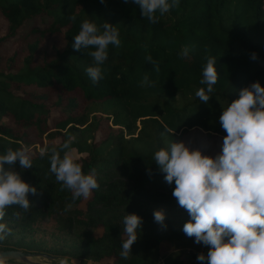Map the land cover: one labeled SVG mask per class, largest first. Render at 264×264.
Here are the masks:
<instances>
[{
    "label": "trees",
    "instance_id": "obj_1",
    "mask_svg": "<svg viewBox=\"0 0 264 264\" xmlns=\"http://www.w3.org/2000/svg\"><path fill=\"white\" fill-rule=\"evenodd\" d=\"M43 11L51 22L41 33L62 31L63 46L54 43L47 51L36 37L19 46L23 49L5 53L6 40L25 20ZM72 14L75 22L69 19ZM1 18L5 22L0 24V154L8 147L32 145L34 137L42 142L45 131L48 142L43 148H59L71 135L72 148L79 153L75 158L86 174L95 169L99 188L84 207L79 204L83 198L73 202L70 191H60L47 157L42 159L36 150L31 155L33 168L21 170L16 164L22 178L37 188L36 195L29 194L33 206L26 213L18 206L5 209L0 223L12 231L0 241V249L111 257L105 264H160L162 242L178 240L190 217L173 197L175 184L165 182L153 154L174 140L205 155L222 150L226 135L219 123L222 105L237 99L248 84L264 85V0H180L179 7L155 24L142 18L131 0H0ZM84 19L98 25L107 21L120 33L121 46H109L104 78L96 84L85 72L91 58L72 46ZM185 46L191 49L188 59L179 56ZM253 52L258 55L255 61ZM148 54L158 63L159 73L145 60ZM206 55L216 58L218 79L210 100L203 103L195 93L206 88L199 83ZM145 74L155 87L139 86ZM52 106L60 113L47 127ZM20 123L35 126L36 134L29 138L31 128L20 129ZM58 136L60 141L55 142ZM115 173L118 178H112ZM69 204L72 207L65 212ZM156 210L165 212L166 227L154 221ZM127 213L138 214L143 221L132 254L123 260L121 221ZM43 218L53 220L51 232L61 233V245L26 240ZM96 228L99 234H94ZM163 264L183 263L167 254Z\"/></svg>",
    "mask_w": 264,
    "mask_h": 264
},
{
    "label": "clouds",
    "instance_id": "obj_2",
    "mask_svg": "<svg viewBox=\"0 0 264 264\" xmlns=\"http://www.w3.org/2000/svg\"><path fill=\"white\" fill-rule=\"evenodd\" d=\"M131 3L139 7L142 18L155 24L172 8L179 7L180 0H131ZM76 18L75 14L69 16L72 22ZM110 45L121 46L120 33L114 25L107 21L98 25L89 19L81 22L72 46L74 50L83 49L91 58L85 72L93 84L104 78L102 66L108 59ZM190 52L185 46L179 56L188 59ZM251 59L257 60V53H251ZM145 60L159 73V65L150 54ZM205 61L199 83L206 88L201 87L195 93L203 103L210 100L209 94L218 79L216 58L206 55ZM155 85L145 74L139 86ZM222 108L219 123L226 135L219 153L205 155L184 141L174 140L156 150L152 159L164 174L165 182L175 184L172 195L190 217L183 225L184 234L208 249L206 254L201 252L197 256L201 264H264V85L256 81L240 89L238 98ZM72 143L73 137L69 135L59 148L53 145L41 149L40 156L47 157L49 171L60 185V191H70L75 202L89 198L99 184L95 169L87 174L83 171L74 156ZM17 162L21 170L33 168L28 146L8 147L0 154V220L6 214L5 209L13 206L28 212L33 206L29 194H37V188L26 182L16 169ZM71 207L67 205L65 212ZM14 215L20 218L19 212ZM153 215L157 224L166 227L163 210H156ZM142 221L135 213L123 217L121 259L128 260L132 254ZM11 231L5 223H0V241ZM7 259L0 254V264H6ZM56 264H69V261L59 257Z\"/></svg>",
    "mask_w": 264,
    "mask_h": 264
},
{
    "label": "rangeland",
    "instance_id": "obj_3",
    "mask_svg": "<svg viewBox=\"0 0 264 264\" xmlns=\"http://www.w3.org/2000/svg\"><path fill=\"white\" fill-rule=\"evenodd\" d=\"M4 22H5L4 19L1 18L0 20L1 26H3ZM50 22H51V16L45 11L35 14L32 17L25 20L22 26L19 28L17 34L14 37H12L10 40H6V42L4 43V45L5 44L7 45V46L5 45V48H4L5 53L13 51L15 48L23 49V48H20L19 46L24 47L28 41L36 37L39 38L41 46L44 47L47 51L51 50V45L54 43L63 46L64 39H63L62 31H45L41 33L40 30L45 29L50 24ZM34 28H36L37 30H34ZM249 85L251 84H248V86ZM18 94H20V92ZM59 113H60V110L58 107L52 106L50 108V110L47 113V117H48L47 127L53 125V121H54L53 118L57 116ZM17 127L20 129H25V130H27L26 128H31L27 131L29 138H32V136L36 134L37 128L35 126L26 127L25 125L20 123L19 125L17 124ZM46 132L47 131H45L42 134V142H40L36 137H34L35 140L33 139L34 140L33 144L28 146L31 149V155H33L36 150L41 151V149H43L44 147V144L48 142V137L46 136ZM95 135L97 138L99 136L98 132H96ZM59 141H60V137L58 136L55 138V142H59ZM217 153L218 152L216 150H213L211 154L214 156ZM74 156L75 157L79 156V153H77L76 150L74 151ZM104 169H111V168L105 166ZM109 176H112V174L110 173ZM112 178H118L116 173L114 174V177ZM85 201L86 199L83 198V200L79 204L82 207H84ZM51 223H53L52 219L43 218L41 223H39L38 229L34 231L31 235L27 236L26 240H31L33 244L39 243L47 247L52 246L51 244H54V243L61 245L60 238L62 237V235L61 233L57 235L55 231L54 233L51 232L53 230ZM93 232L94 234H99L100 229L96 228L94 229ZM179 236L180 237H178V240L174 237V238L166 240L165 243L164 241L162 242L163 249L161 250H163V253L159 254L158 262L160 264H163L164 257L167 254H174L178 256L179 259H181L183 264H201V262L197 260V256L201 252L206 254L208 249L202 244H199V245L196 244L194 238H189L185 234L179 235ZM165 245H166V248L164 249ZM26 249L31 250V251H40V250H32L31 248H26ZM68 250H71V249L68 248ZM41 251L45 252L43 250ZM46 253L54 255L55 259L49 260L45 258L44 256H34L33 258L37 260L53 262V261H57V258L59 257H66L68 261H72L77 264H105L106 262H109L112 260L111 257H107V256L102 257L100 259H93L87 256L86 257H76L72 253H66V254L65 253L53 254L50 252H46ZM6 264H27V263H23L18 260H14V259H7Z\"/></svg>",
    "mask_w": 264,
    "mask_h": 264
},
{
    "label": "water",
    "instance_id": "obj_4",
    "mask_svg": "<svg viewBox=\"0 0 264 264\" xmlns=\"http://www.w3.org/2000/svg\"><path fill=\"white\" fill-rule=\"evenodd\" d=\"M0 254L6 256L8 259L18 260L27 264H56V261H44L33 258L34 256H44L49 260L55 259V256L42 251H29L21 248H5L0 249ZM69 264H77L69 261Z\"/></svg>",
    "mask_w": 264,
    "mask_h": 264
}]
</instances>
